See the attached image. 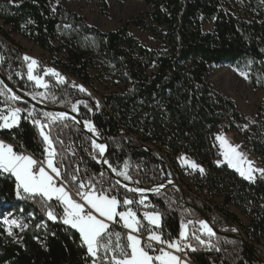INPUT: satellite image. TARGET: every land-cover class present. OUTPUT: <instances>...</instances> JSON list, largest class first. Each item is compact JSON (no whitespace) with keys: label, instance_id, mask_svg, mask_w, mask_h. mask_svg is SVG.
Instances as JSON below:
<instances>
[{"label":"trees","instance_id":"trees-1","mask_svg":"<svg viewBox=\"0 0 264 264\" xmlns=\"http://www.w3.org/2000/svg\"><path fill=\"white\" fill-rule=\"evenodd\" d=\"M141 1L150 7L146 18H131L119 30L102 33L83 17L63 8L60 0H0V72L15 88L30 94L40 91L27 79V62L14 34L49 54L62 52L67 62L65 81L57 82L51 75L43 77L51 98L48 104L66 110L78 104V117L91 121L109 146V163L121 171L127 162L130 182L136 187H157L171 174L174 182L183 184L184 179L176 176L182 151L197 156L201 160L199 166L207 170L214 155L221 158L219 149L215 150L217 145L214 147L215 135L228 124L234 125L230 132L264 161V103L258 107L254 120L247 121L231 101L207 83L210 66L229 65L247 72L254 89L264 91V0H241L236 6L233 0ZM210 22L213 29L204 32ZM130 25L155 38L160 49H146L129 34ZM107 74L119 78L125 89L106 90V97L96 94L98 104L107 107L91 115L89 94L73 89L67 78L71 76L76 83L89 87L93 76L103 81ZM128 85L131 88L127 90ZM0 89L6 90L1 83ZM8 94L0 95V109L18 106L25 111L17 127L0 129V138L43 160L45 145L39 130L23 118L28 110L35 109L37 118L50 124L45 131L50 133L56 159L62 164L63 184L73 195L79 183L87 185L91 179L97 187L115 186L112 194L118 199H141L116 185L92 158L95 150L91 138L77 124L69 119L47 121L43 117L46 111L21 100L7 101ZM210 170L205 185L196 187L197 195L182 190L186 198L195 199L190 200L192 206L179 197L176 189L168 187L147 197L149 208L136 203L131 207L144 224L147 223L142 212H158L162 218L158 231L166 238L178 237L181 222L194 221L189 225L190 234L199 227L195 222L203 218L196 207L219 231L229 225L252 242L243 244L218 233L210 238L203 236L208 241L205 245L191 240L196 248L190 249L188 255L192 264H261L264 178L247 184L234 171ZM72 176L76 177L75 182ZM0 204L1 208L20 213L26 223L21 238L9 235L0 224V264H91L79 233L49 220L38 198L30 199L20 191L18 194L15 179L5 173L0 174ZM230 205L250 214L248 226L244 227L228 210Z\"/></svg>","mask_w":264,"mask_h":264},{"label":"snow or ice","instance_id":"snow-or-ice-1","mask_svg":"<svg viewBox=\"0 0 264 264\" xmlns=\"http://www.w3.org/2000/svg\"><path fill=\"white\" fill-rule=\"evenodd\" d=\"M23 59L27 62V79L34 81L37 87L48 88L43 76L38 73L34 74L38 61L28 56H24ZM239 74L244 79H249L247 72L240 71ZM48 75L57 77L61 83L64 82V77L54 69H45L44 76ZM257 82H259V78ZM79 90L86 91L83 86H79ZM5 92L9 93L7 101L15 103L21 100V97L12 93L11 89H0V95H5ZM25 95H31L32 99H36L37 96L43 97L45 94L25 93ZM23 111L25 109L18 106H9L0 110V129L17 127ZM72 111H77L76 105L72 106ZM43 117L51 122L67 118L64 112H45ZM23 118L29 120L39 130V135L45 145L44 159L37 160L32 155L14 150L12 145L0 141V174L7 173L15 177L18 194L22 190L28 198H38V202L41 204L42 210L46 211L49 220L59 221L78 232L81 246L86 248L87 256L91 257V264H186V260L176 253H184L186 256L185 249L196 250L191 240L205 245L208 241L203 239V236L210 238L216 235L209 223L201 219L195 222L199 227L192 230L191 234L189 225H192L194 221L188 220L186 223L181 222L177 238H172L170 235L166 238L161 231H158L161 228L162 219L158 212H144L143 218L147 221V224H144L138 218L137 211L131 207L134 203L144 205L143 198L139 201L127 197L123 200L118 199L117 195L112 194V189L115 186L104 188L101 185L97 187V184L93 183L91 179L87 185L81 182L76 186L75 196L79 197L77 200L66 189L61 179L64 175L61 172L62 164L56 159L58 154L53 147L50 133L45 131L46 128H50V124L43 123L40 118H37L35 109L28 110L27 115ZM83 123L93 136L99 137V133L91 121L85 120ZM216 140L221 146L224 163L233 168L242 178L253 181L255 179L253 174L257 171L264 175V169L254 168L252 162L238 151V147L229 144L223 135L216 136ZM91 146L95 150L92 158L97 163L102 162L108 165L111 171L116 176L123 177V180H131L127 173V162L124 164V171H119L109 164L105 156L107 146L104 143H98L97 139H91ZM181 161L193 170L199 169L203 174L204 169L195 162H191L185 157H181ZM217 163L219 166L220 162ZM71 179L75 182L76 177L72 176ZM137 183L139 182L137 181ZM116 185L127 188L126 185H121L119 180L116 181ZM127 191L143 196L145 190L132 187L127 188ZM122 208L123 210H120ZM117 224L126 231L122 233L115 230L113 225ZM13 225L19 226L15 221L10 223V227ZM232 231H236V229H232ZM9 235H12L11 231H9Z\"/></svg>","mask_w":264,"mask_h":264},{"label":"rangeland","instance_id":"rangeland-1","mask_svg":"<svg viewBox=\"0 0 264 264\" xmlns=\"http://www.w3.org/2000/svg\"><path fill=\"white\" fill-rule=\"evenodd\" d=\"M240 1L241 0H233L232 3L234 4V6H236V3L238 2L239 4ZM60 4L66 10L76 13L79 16L83 17L90 26L98 29L102 33H110L117 31L131 18L140 16L146 18L148 13L150 12V7L145 5L141 0H105V3H101L100 0L96 2H89L88 0H60ZM212 29L213 23L211 22L207 23L204 26V32H210ZM128 32L132 37L138 40V42L143 45L146 49H149L151 51L160 49V44L156 41L155 38L150 36L148 33L141 32L138 28L132 25L128 27ZM13 39L19 45V47L23 49L24 56H28L38 61V65L34 70V74L38 73L39 75L44 77V70L51 68L54 69L56 72L60 73V75L64 77L65 81L66 77L64 75V64H66L67 62L66 57L62 52L49 54L48 52H45L40 49L35 44L28 42L26 39L16 34L13 35ZM240 71L243 70H238L229 65H212L209 68V76L207 79V83L210 84L213 91L220 93L226 100L231 101L236 106L238 113L243 116L244 119L251 122L256 116L258 107L264 103V91L255 90L252 84L250 83V79H244L239 74ZM52 77L57 82H59L57 77ZM70 77L71 76H68L67 78L68 82ZM32 82L35 84L34 81ZM73 84L83 86V88L90 96L97 97V102H99V97L97 95H99L100 97H106V90L110 92H116L117 90L123 92L125 89L119 81V78L110 77L108 74L107 76L103 77V81L98 80L93 76V80L90 83L89 87L87 85L84 86L81 83L73 82ZM36 88L40 90L38 93L45 94L43 97L39 96V98L36 99L43 102L45 105L50 106L48 103L50 102L51 98L47 93L48 88L45 89L37 86ZM130 88L131 87L128 85V88L126 89L128 90ZM110 92H108V94ZM77 105L78 104H76V106ZM218 135H223L229 142V144L234 147H238V151L244 154L248 161L252 162L254 168L264 169V161L260 157L252 153L250 150H248L247 146L240 140V138L235 133L222 131L218 133ZM217 144L219 147V151L221 152L222 149L218 141ZM222 159L224 160L223 156ZM222 163L227 165L223 161ZM179 165L188 167V165L185 163H179ZM121 171H124V167ZM257 173L258 174H255V179L253 181H255L256 179L264 178V175H261L259 171H257ZM228 210L236 216L237 214L240 215L239 217L237 216L239 218L240 223L244 227L248 226L250 214L247 215L245 212L240 211L233 205H230L228 207ZM239 212H242L246 216L240 214ZM13 221H15V223L19 226L17 227L13 225L10 227V223ZM0 224L3 225V227L8 233L9 231H11L12 234L17 235L19 238H21L22 233L26 229V223L22 215L20 213H17L15 210H7L4 207L1 208V204ZM223 232L227 233V231ZM229 234L234 233L230 232ZM235 235L238 236L240 239H243L245 242L247 240H245L244 237L249 240V237L245 234L243 235V233L242 235L241 233Z\"/></svg>","mask_w":264,"mask_h":264},{"label":"water","instance_id":"water-1","mask_svg":"<svg viewBox=\"0 0 264 264\" xmlns=\"http://www.w3.org/2000/svg\"><path fill=\"white\" fill-rule=\"evenodd\" d=\"M0 81L1 83L4 85V87L6 89H11V92L20 96L21 97V101L30 104L31 106H33L34 108L41 110V111H46V112H50V113H59V112H64L66 114V119H69L71 121H73L75 124H77L85 133H87V135L91 138V139H97L98 143H104L107 146V150L105 152V156L109 161L108 158V151H109V146L107 145V143L105 141H103L100 136L97 138L95 136H93V134L91 132H89L86 127L84 126V121L81 120L78 117V114L76 112H73L72 110H66L57 106H48L45 105L43 102L39 101L38 99H32L31 95H25L26 92L15 88L10 81L0 72ZM110 164V163H109ZM100 165L102 167H104V169L109 173V175L112 177V179L116 182L117 180L120 181L121 185H126L127 188H132V187H136L133 183L127 182V181H123L122 179H120L118 176L115 175V173H113L111 171V168L108 167V165L103 164L102 162L100 163ZM120 186V185H119ZM168 187H173L175 188L174 184H170V183H163L162 185L157 186L154 190H152V188L150 189H144L146 191H148L149 193L143 195L145 197L154 195V194H158L160 192H162L164 189L168 188ZM123 189H127L125 187H122ZM139 188V187H137ZM142 189V188H140ZM136 194V193H134ZM181 194V199L184 200L185 203H187L189 206H192V204L187 202V198L184 194ZM197 212L202 216L203 220L207 221L209 223V225L213 228L215 233L227 236L229 238L232 239H236L239 240L241 243L243 244H247L243 239H240L238 236H236L235 234H229L226 232H222L219 231L218 229L215 228V226L213 225L211 219L201 210H199L198 208L194 207ZM261 264H264V261L262 259H259Z\"/></svg>","mask_w":264,"mask_h":264},{"label":"built area","instance_id":"built-area-1","mask_svg":"<svg viewBox=\"0 0 264 264\" xmlns=\"http://www.w3.org/2000/svg\"><path fill=\"white\" fill-rule=\"evenodd\" d=\"M153 65H157V64H153ZM68 84L73 88V89H77V90H79V86L78 85H76V84H73V82H68ZM131 85H132V83H131ZM80 91V90H79ZM85 93V92H84ZM89 97H90V106H89V108H88V111H89V113L91 114V115H94L95 114V112L96 111H98V110H102V111H104L105 109H106V104H98V102H97V97H95V96H90V95H88ZM98 105V106H97ZM78 109H79V105H77V111H76V113H78ZM2 110H4V109H2ZM231 130H234V125H230V124H228L227 126H222L221 128H220V131L222 132H230ZM123 134V133H122ZM216 136H218V134H216L215 135V144H214V147H216V145H217V147L215 148V150L217 149H219V147H218V144H217V140H216ZM0 141H3V142H5V143H7V144H10V145H12L13 147H14V150H17V151H21V152H24L25 154H28L24 149H22V148H19L18 146H16L15 144H13V143H11V142H9V141H6V140H3L2 138H0ZM144 146L146 147V148H149L150 150H151V147H148L147 146V144L144 142ZM216 150V151H217ZM162 157V156H161ZM181 157H185V158H187V160H189V161H191V162H195L197 165H199V163L201 162V160L197 157V156H194V155H191V154H189V153H187V152H185V151H182V152H180L179 153V162L181 163V164H183L182 163V161H181ZM220 162V164H219V166H218V163L217 162ZM183 166V165H182ZM211 167L212 168H216V169H218V170H225V171H228L229 173H230V171H233L230 167H228V165H225V164H223L222 163V159L221 158H218V159H216V157H215V155H214V157H213V159L211 160V165H207V170H204V172H203V174H201L200 173V171H199V169H196V170H193L192 168H190L189 166L188 167H185V166H183V168H184V171H186V173H188V175H189V178H192V181H193V184H194V181H201V183H206L205 181L209 178V173L211 172ZM127 173H128V169H127ZM239 176V175H238ZM239 179L240 180H242L243 182H245V183H247V184H251V182H253V181H249V180H245V179H243L242 177H240L239 176ZM130 181V180H129ZM169 181H171V183L170 184H174L175 185V188L174 189H176V190H178V191H180V189L177 187V185H176V183L174 182V176L171 174V178L168 180V181H166V183H169ZM156 187H152V190H154ZM147 193H149L148 191H144V193H143V195H145V194H147ZM136 195H138V196H140V197H143V199L145 200V204L144 205H141L142 207H144V208H149L151 205H150V203L148 202V200H147V198L145 197V196H141V194H139V193H136ZM191 199H193V200H195L194 198H191V197H188L187 198V202L188 203H190L191 204V202H190V200ZM252 206V205H251ZM251 206L249 207V209H248V212L249 213H251ZM216 211V210H215ZM247 211V210H246ZM232 227L231 226H229L228 225V229H226L225 231H227V233H234V234H237L236 233V231H232ZM245 238V240H247L246 242H248L249 244H252V242L250 241V239L248 240L246 237H244ZM185 252L187 253V255L186 256H184V253H181V257L182 258H185V257H188V255L190 254V249H185Z\"/></svg>","mask_w":264,"mask_h":264},{"label":"bare ground","instance_id":"bare-ground-1","mask_svg":"<svg viewBox=\"0 0 264 264\" xmlns=\"http://www.w3.org/2000/svg\"><path fill=\"white\" fill-rule=\"evenodd\" d=\"M69 82H75L76 83V81L73 80L71 77L69 78ZM0 110H2V109H0ZM177 162H178V164L176 165L177 166V174H176V176H177V178L178 177H182L184 179V183L183 184H181V183L178 184L175 181L177 187L180 189V191L177 190L179 197L181 198V194L180 193L184 194L183 191H187V192L192 193L193 195H197L199 192L197 191L196 187H201V186H204L205 184L201 183V181H194V184H193L192 178H189V175H188V173H186V171H184L183 166L179 165V163H180L179 162V158L177 159ZM205 193H206V191H205ZM202 198L205 199V197L203 195H202Z\"/></svg>","mask_w":264,"mask_h":264},{"label":"crops","instance_id":"crops-1","mask_svg":"<svg viewBox=\"0 0 264 264\" xmlns=\"http://www.w3.org/2000/svg\"><path fill=\"white\" fill-rule=\"evenodd\" d=\"M30 155V154H29ZM34 157V156H33ZM220 157H221V159H222V155H221V152H220ZM35 158V157H34ZM38 160V159H37ZM222 161L224 162V160L222 159ZM256 165V164H255ZM234 172H236L233 168H231ZM237 173V172H236ZM5 174H7V173H5ZM255 174H258L257 172L256 173H254L253 175L255 176ZM8 176H11L10 174H7ZM240 176V175H239ZM13 177V176H12ZM241 177V176H240ZM14 179H15V177H13ZM65 186V185H64ZM66 187V186H65ZM67 189V188H66ZM68 190V189H67ZM69 191V190H68ZM20 192H22V190L20 191ZM70 192V191H69ZM23 193V192H22ZM71 193V192H70ZM74 196V198H76L77 200H79V197H76L75 195H73ZM147 212V211H146ZM143 213L144 212H142V216H143ZM240 213V212H239ZM241 214V213H240ZM243 215V214H242ZM237 216L239 217L240 215H238L237 214ZM145 222L147 223V221L145 220ZM113 226H115V227H117L118 229H120V230H122V231H126L125 229H123L122 227H120V225H113ZM161 227H162V219H161ZM157 247H159L158 245H157ZM177 255H180L181 256V253H176ZM183 259H185L186 260V264H192L191 262H190V260H189V257H185V258H183Z\"/></svg>","mask_w":264,"mask_h":264}]
</instances>
